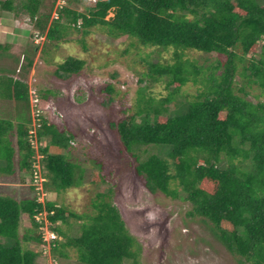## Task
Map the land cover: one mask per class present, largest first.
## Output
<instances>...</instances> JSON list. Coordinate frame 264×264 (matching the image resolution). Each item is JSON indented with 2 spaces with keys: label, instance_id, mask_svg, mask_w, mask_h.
I'll list each match as a JSON object with an SVG mask.
<instances>
[{
  "label": "trees",
  "instance_id": "trees-1",
  "mask_svg": "<svg viewBox=\"0 0 264 264\" xmlns=\"http://www.w3.org/2000/svg\"><path fill=\"white\" fill-rule=\"evenodd\" d=\"M16 1L0 0V5L16 14L24 11L51 44L66 40L71 30L88 35L101 27L114 38L128 35L136 44L174 50V65L150 62L148 73L155 81L165 78L167 86L174 85L170 95L160 100L142 95L144 107L113 126L128 151L141 145L167 151L169 158L151 154L140 160L137 156L136 174L150 192L178 198L183 191L192 205L189 215L210 222L214 237L241 264H264V102L248 100L234 86L240 76L264 92V0H87L83 10L58 6L49 26L55 1L49 12L42 11L44 0H19L17 5ZM109 11L114 15L107 19ZM0 48H4L1 43ZM187 50L216 52L227 59L214 67H223L219 76L214 71L205 75L204 89L186 104L185 111L165 115L167 105L190 78L199 81L201 70L184 56ZM26 59L27 73L33 61ZM85 65L84 59L69 56L58 63L56 74L65 78ZM38 94L46 97L42 91ZM0 97L25 108L16 119L0 117V175L15 172L16 153L20 170L34 173L28 84L0 76ZM38 121L36 138L49 139L41 148L49 178L45 189L61 192L81 185L77 175L82 168L66 153L73 135L67 136L41 114ZM223 161L228 165L222 166ZM91 205L92 213L77 214L55 201L42 204L37 195L21 200L0 196V264H38L39 252L25 246L43 241L44 236L31 229L20 235V227L26 216L37 229L36 216L44 207L55 224L52 229L66 238L53 240L55 255L67 258V248L73 247L86 264H139L134 237L119 209L104 194H98ZM71 218L81 221L78 236L68 232Z\"/></svg>",
  "mask_w": 264,
  "mask_h": 264
},
{
  "label": "rangeland",
  "instance_id": "rangeland-1",
  "mask_svg": "<svg viewBox=\"0 0 264 264\" xmlns=\"http://www.w3.org/2000/svg\"><path fill=\"white\" fill-rule=\"evenodd\" d=\"M53 1L55 7L48 26L57 17L58 6L69 4L83 10L87 0H79L78 3L44 0L42 11L49 12ZM113 15L114 12L109 11L106 18ZM40 33L35 20L24 11L16 14L0 5V43L4 47L0 48V76H11L28 84L30 129L34 136L39 126L37 114L43 115L67 136L73 135L66 153L69 160L82 168V173L77 175L82 182L61 192L47 191L44 183L49 178L42 163L45 154L41 148L48 144L49 139L43 137L38 140L35 136L31 141L36 151L34 166L45 178L44 183L35 182L33 172L20 170V156L16 153L15 172L0 175V196L21 200L37 195L43 204L55 201L77 214H88L94 211L92 201L98 194H104L119 209L129 233L134 237L139 264H241L239 257L231 254L214 237L210 222L189 215L192 205L183 191L178 198H171L162 192L152 193L136 174L137 156L140 160L151 154L169 158L167 151L154 145H141L132 152L128 151L113 126L126 114L144 107L146 99L142 95L154 100L170 95L174 85L167 86L165 78L155 81L148 73L150 62L174 65V50L136 44V39L128 35L114 38L101 27L92 29L88 35L71 30L66 40L58 45L51 44L45 33ZM263 43L264 40L261 41ZM27 56L33 64L26 73L23 65L27 63ZM69 56L84 59L86 65L79 73L61 78L56 74L58 63ZM184 56L200 68L201 75L198 82L190 78L167 105L165 115L185 111L186 104L204 89L202 79L205 75L214 71L215 76H219L223 67L218 70L214 67L219 61L227 59L216 52L194 50L185 51ZM234 86L236 93L248 100L264 102V92L257 84L248 85L237 76ZM35 91L46 94L37 105L31 98ZM23 110L22 103L0 97L1 118L16 119ZM13 140L15 142L16 138L13 137ZM228 163L223 161L221 165L225 167ZM37 221L40 226L36 229L31 220L23 216L20 235L27 229L43 234V241H30L25 246L39 252L38 264H86L79 259L73 247L67 248V258L55 255L51 249L53 239L57 237L65 241L66 238L52 231L55 224L48 220L46 212H42ZM80 223L77 219H70L68 232L71 236L79 235ZM61 226L67 227L64 224Z\"/></svg>",
  "mask_w": 264,
  "mask_h": 264
},
{
  "label": "built area",
  "instance_id": "built-area-1",
  "mask_svg": "<svg viewBox=\"0 0 264 264\" xmlns=\"http://www.w3.org/2000/svg\"><path fill=\"white\" fill-rule=\"evenodd\" d=\"M95 1V0H94ZM32 99H34V101H35V105H37L38 104V102H39V100H40V95L37 93V91H35V95H33L32 97H31ZM38 111V110H37ZM37 116H38V114H37ZM31 133L33 134V132L31 131ZM37 135V131L35 132V136ZM35 167V166H34ZM34 176H33V178H34V180H35V182H39L40 184H43L44 183V181H45V178L42 176V174L40 173V172H38L37 170H36V167H35V171H34V174H33ZM33 180V179H32ZM42 213H40L39 215H41ZM39 215L38 216H36V218H38L39 217ZM57 237H55L54 239H56Z\"/></svg>",
  "mask_w": 264,
  "mask_h": 264
},
{
  "label": "clouds",
  "instance_id": "clouds-1",
  "mask_svg": "<svg viewBox=\"0 0 264 264\" xmlns=\"http://www.w3.org/2000/svg\"><path fill=\"white\" fill-rule=\"evenodd\" d=\"M34 171H35V167H34ZM34 174V173H33ZM43 204V203H42ZM42 212H46V217L48 218V212L46 211V209H45V207H44V210L42 211ZM41 212V213H42ZM38 216V215H37ZM36 220H37V218H36ZM47 220V219H46ZM49 220V219H48ZM52 231L53 232H55L53 229H52ZM57 233V232H56ZM57 239V238H56ZM53 240H55V239H53ZM51 247V246H50Z\"/></svg>",
  "mask_w": 264,
  "mask_h": 264
}]
</instances>
